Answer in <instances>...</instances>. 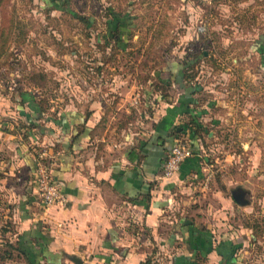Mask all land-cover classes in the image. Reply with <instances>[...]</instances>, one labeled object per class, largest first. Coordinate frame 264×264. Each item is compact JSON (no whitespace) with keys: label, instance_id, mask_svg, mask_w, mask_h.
I'll use <instances>...</instances> for the list:
<instances>
[{"label":"rangeland","instance_id":"obj_1","mask_svg":"<svg viewBox=\"0 0 264 264\" xmlns=\"http://www.w3.org/2000/svg\"><path fill=\"white\" fill-rule=\"evenodd\" d=\"M109 10L129 16L119 40ZM262 38L264 0H0V264H21L9 247L21 195L5 166L18 160L26 112L42 108L40 120L32 116L42 124L94 107L114 139L137 135L150 128L154 79L174 81L187 66L195 119L210 124L200 141L208 164L183 201L216 240L230 242L231 264H264ZM239 190L246 205L231 198L241 202ZM149 264L167 261L153 254Z\"/></svg>","mask_w":264,"mask_h":264},{"label":"crops","instance_id":"obj_2","mask_svg":"<svg viewBox=\"0 0 264 264\" xmlns=\"http://www.w3.org/2000/svg\"><path fill=\"white\" fill-rule=\"evenodd\" d=\"M262 43L264 38L258 48L264 49ZM181 71L174 81L158 78L167 84V95L153 93L144 118L150 128L137 135L130 131L114 139L104 113L94 107L68 109L42 124L34 120L41 119L42 110L26 112L30 119L24 117L25 140L17 145L16 166H5L21 195L20 232L13 243L21 264H75L73 259L79 264H141L153 254L167 264L233 262L230 242L216 240L213 231L195 221L194 206L183 201L208 164L200 141L210 121L195 119L199 114L191 104L198 91ZM193 125L200 130L197 135ZM181 135L189 136L192 154L171 179H160L164 157ZM43 150L55 159L53 176L64 206L43 208L40 203L34 170L35 156Z\"/></svg>","mask_w":264,"mask_h":264},{"label":"built area","instance_id":"obj_3","mask_svg":"<svg viewBox=\"0 0 264 264\" xmlns=\"http://www.w3.org/2000/svg\"><path fill=\"white\" fill-rule=\"evenodd\" d=\"M191 154L192 150L188 141L182 137H174L173 144L164 157L159 178L171 179L177 173L183 160ZM54 166L55 159L52 155H48L45 151L36 154L34 182L43 208L56 204L64 206L66 203L60 184L53 176Z\"/></svg>","mask_w":264,"mask_h":264},{"label":"trees","instance_id":"obj_4","mask_svg":"<svg viewBox=\"0 0 264 264\" xmlns=\"http://www.w3.org/2000/svg\"><path fill=\"white\" fill-rule=\"evenodd\" d=\"M112 18H115L116 19V22L113 23V29H110V33H112L111 35L116 38V39H120L122 37V33L120 31V29L118 28L119 27V24L120 22H125V20L127 18H129V16L127 14H119L118 17L117 16H114L115 14H113V12L111 10H109L108 12ZM122 20V21H121ZM189 66L186 67V69H184L183 73H182V76L184 78V80H186V82H188L189 84L193 81L192 77L194 76V74H190L188 73L187 74V71H188V68ZM166 83L164 82H161L159 79H154V82L151 86L152 90H150L152 93H157L158 95H161V97H165V95H167L166 91H167V87H166ZM150 96V97H149ZM145 99H148L150 100L151 99V94H147L146 98ZM154 102V101H153ZM42 109V108H41ZM40 109V110H41ZM194 126V125H193ZM198 132H200V130H198L197 128H195L194 126V133L197 135ZM35 171V170H34ZM2 177V176H0ZM238 190V189H237ZM236 190V191H237ZM235 191V192H236ZM242 191V192H241ZM238 192H240L241 194L244 192V190H239ZM231 198L234 202H236L237 204H240L241 202H237L233 196V194H231ZM244 204L243 205H246L247 204V201L245 199V202H243ZM9 247L14 249L15 247L13 246V244H9ZM151 256H148L147 258L144 259V261L142 262V264H149V259H150Z\"/></svg>","mask_w":264,"mask_h":264},{"label":"water","instance_id":"obj_5","mask_svg":"<svg viewBox=\"0 0 264 264\" xmlns=\"http://www.w3.org/2000/svg\"><path fill=\"white\" fill-rule=\"evenodd\" d=\"M73 261L75 262V264H79L78 260L73 259Z\"/></svg>","mask_w":264,"mask_h":264}]
</instances>
